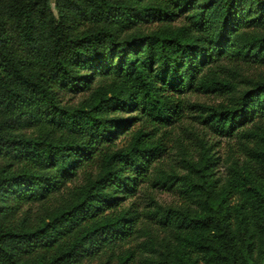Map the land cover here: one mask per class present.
<instances>
[{
	"label": "trees",
	"instance_id": "trees-1",
	"mask_svg": "<svg viewBox=\"0 0 264 264\" xmlns=\"http://www.w3.org/2000/svg\"><path fill=\"white\" fill-rule=\"evenodd\" d=\"M56 6L0 0V218L63 202L35 229L0 225V264H84L123 246L119 264H137L129 246L152 222L184 247L179 263L143 264H264V75L247 74L264 69V0ZM215 138L242 157L228 165Z\"/></svg>",
	"mask_w": 264,
	"mask_h": 264
},
{
	"label": "rangeland",
	"instance_id": "rangeland-1",
	"mask_svg": "<svg viewBox=\"0 0 264 264\" xmlns=\"http://www.w3.org/2000/svg\"><path fill=\"white\" fill-rule=\"evenodd\" d=\"M13 1V0H10ZM48 5L51 4V8L53 9L54 13L57 14L56 5L57 0H47ZM89 29H95L93 24H82L79 28V31L82 30H89ZM80 33V32H78ZM133 31H128L125 36L129 37L133 34ZM248 75H254L255 77H262L264 75V69L261 67H252V69L247 70ZM69 99H71L72 104H76L79 101V97L75 98L73 96H69ZM203 101H206L208 103H215L218 104L220 100L217 99V97H209V96H202L201 97ZM68 101V99H67ZM4 120V117L0 115V122ZM178 125V124H177ZM133 129V128H132ZM176 131H174V134L172 137H176L175 133L178 132L180 129L177 126ZM34 129L30 130L29 133H35L38 134L36 131H33ZM47 128H42L41 131H45ZM41 133V132H40ZM185 134V133H184ZM183 134V135H184ZM61 135V133L56 132L54 134L55 138H58ZM188 135V134H187ZM189 136V135H188ZM127 138H120L117 141V145L122 146L126 142ZM214 141L217 142V152L220 156L223 157L224 161L228 162V165L232 162H234L235 159L242 157V151H241V145L240 143L236 141H231L225 138H215ZM169 149L170 153L173 154L174 152L179 151L178 149V142H171L169 143ZM175 146L174 150L173 147ZM175 156H170L169 160H173ZM168 160V161H169ZM2 161L0 160V167H1ZM222 173L226 172V167H222L220 170ZM260 171V178H264V172ZM147 185L143 186V188H146ZM156 195V200L159 202V204L162 207L167 206H175L178 204L179 198L173 193L168 192L165 190H154L153 192ZM137 197H139L140 202L145 205V198L146 195L144 192H139ZM63 204L61 200H56L53 202H50L46 204L45 206L41 205H32V206H14V209L10 211L6 216L0 218V225L11 228L17 232H21L24 230H32L35 229L37 226L40 225V222L42 219H48L49 216H51L56 209H60V205ZM146 227L144 231L138 234V238L135 240L133 244H131L129 247H132L137 251L138 255V261L137 264H143L145 259H152L157 262H165L167 260H170L171 263L176 262L179 263L180 257L182 255L181 251L183 249V244L180 243L178 240L180 237L177 236L172 231L164 232L163 230H160L159 227H156V224L154 222L151 223V227L147 226L148 224L145 223ZM147 228H150V233L146 232ZM170 240V242H168ZM144 246V253L139 252V246ZM128 246H123L120 250L116 249L112 253H103L100 256L94 257L90 260L85 261L84 264H119L118 259L116 256L121 251H124ZM165 260V261H164ZM173 261V262H172ZM156 262V263H157Z\"/></svg>",
	"mask_w": 264,
	"mask_h": 264
}]
</instances>
